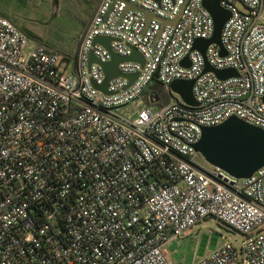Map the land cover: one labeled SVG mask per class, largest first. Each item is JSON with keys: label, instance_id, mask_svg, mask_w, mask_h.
<instances>
[{"label": "built area", "instance_id": "2783aa9c", "mask_svg": "<svg viewBox=\"0 0 264 264\" xmlns=\"http://www.w3.org/2000/svg\"><path fill=\"white\" fill-rule=\"evenodd\" d=\"M202 3L98 0L75 64L0 14V264H172L165 243L211 217L247 240L191 264H264V165L238 179L194 148L231 116L264 131V0H219L223 55L193 48L214 29ZM133 49L143 62L117 65L133 80L99 90L100 64Z\"/></svg>", "mask_w": 264, "mask_h": 264}, {"label": "water", "instance_id": "95a60500", "mask_svg": "<svg viewBox=\"0 0 264 264\" xmlns=\"http://www.w3.org/2000/svg\"><path fill=\"white\" fill-rule=\"evenodd\" d=\"M202 4L213 19L214 29L209 39H196L193 48L200 50L203 54L208 44L215 43L219 46L220 54L223 55L224 49L220 42V33L223 23L229 17V11L220 6L219 0H203ZM136 9L142 11L140 8ZM142 12L149 19V15L144 11ZM110 41L111 38L106 36H97L94 39V43L102 45L107 50H109ZM79 43L80 41L73 56L74 64ZM95 60V57L90 53L89 63ZM133 60L143 62L142 56L135 49L126 57L111 53V59L100 64L105 78L97 88L106 92L107 82L117 76H122L129 81L133 80L136 75H122L117 69L118 63ZM181 65L184 66L185 61H181ZM210 70L220 79L236 75L233 69L217 70L206 64L204 71ZM192 84L193 81L191 80H174L170 83V89L177 93L186 104L195 106L197 103L192 95ZM194 148L208 164L216 166L238 179L250 177L264 165V131L235 116L227 118L218 125L202 127L201 136Z\"/></svg>", "mask_w": 264, "mask_h": 264}, {"label": "rangeland", "instance_id": "374dc122", "mask_svg": "<svg viewBox=\"0 0 264 264\" xmlns=\"http://www.w3.org/2000/svg\"><path fill=\"white\" fill-rule=\"evenodd\" d=\"M96 2L97 0H0V12L18 23L19 29L30 40L73 57ZM261 228L264 230V225ZM245 240L246 236L233 231L216 218H206L183 233L179 242L173 246L169 260L172 264H191L224 241L236 246Z\"/></svg>", "mask_w": 264, "mask_h": 264}, {"label": "crops", "instance_id": "0c3cea01", "mask_svg": "<svg viewBox=\"0 0 264 264\" xmlns=\"http://www.w3.org/2000/svg\"><path fill=\"white\" fill-rule=\"evenodd\" d=\"M97 2H98V0H97ZM97 2H96V4H97ZM0 14H2V13L0 12ZM11 22L14 23L16 26H18V28H19L20 25L18 23H16L15 21H11ZM178 242L179 241L176 239H171V240L167 241L165 243V245L163 246V250H164L166 256L168 257V259H169L170 252L173 251V246H175Z\"/></svg>", "mask_w": 264, "mask_h": 264}, {"label": "trees", "instance_id": "16d2710c", "mask_svg": "<svg viewBox=\"0 0 264 264\" xmlns=\"http://www.w3.org/2000/svg\"><path fill=\"white\" fill-rule=\"evenodd\" d=\"M149 92H153L156 96H158L159 98H164V95L162 93V88L154 83L151 87H150V90Z\"/></svg>", "mask_w": 264, "mask_h": 264}, {"label": "flooded vegetation", "instance_id": "af4514ba", "mask_svg": "<svg viewBox=\"0 0 264 264\" xmlns=\"http://www.w3.org/2000/svg\"><path fill=\"white\" fill-rule=\"evenodd\" d=\"M91 16H92V15H91ZM91 16H90V17H91ZM89 19H90V18H89Z\"/></svg>", "mask_w": 264, "mask_h": 264}]
</instances>
